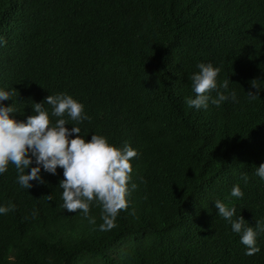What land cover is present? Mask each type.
I'll return each mask as SVG.
<instances>
[{
  "label": "trees",
  "instance_id": "16d2710c",
  "mask_svg": "<svg viewBox=\"0 0 264 264\" xmlns=\"http://www.w3.org/2000/svg\"><path fill=\"white\" fill-rule=\"evenodd\" d=\"M0 36V86L17 89L20 110L10 115L24 120L33 101L66 91L92 116L86 139L95 131L140 153L131 158L140 187L109 230L95 202V224L63 208L61 166L42 168L44 182L26 189L10 163L0 204L16 207L0 214V264H264V233L247 254L214 203L264 220L254 172L264 162V90L252 101L245 92L264 78V0H0ZM201 60L221 67L239 103L185 102ZM235 183L243 197L231 196Z\"/></svg>",
  "mask_w": 264,
  "mask_h": 264
},
{
  "label": "clouds",
  "instance_id": "9594fccd",
  "mask_svg": "<svg viewBox=\"0 0 264 264\" xmlns=\"http://www.w3.org/2000/svg\"><path fill=\"white\" fill-rule=\"evenodd\" d=\"M0 36V45L6 44ZM198 71L191 74V89L194 95L185 97L190 107L208 108L231 99L239 103L235 89H229V77L218 80L221 67L212 61H198ZM252 87L246 92L249 101L260 97L264 90V78H253ZM213 90L216 95H212ZM16 88L0 86V174L8 170L9 164L15 165L17 181L26 189L33 187L31 181L44 182L41 169L55 174L57 166L63 168L64 178L60 180L63 208L69 211L78 210L92 224L96 216L92 214L95 202L101 207L103 223L101 230H109L116 224V217L121 209H127L130 201L127 197L132 190L140 187L133 181V157L140 155L139 150L129 142L122 145L109 142L106 135L92 132L91 138L85 136L81 124L91 121L92 116L85 111L82 101L66 91L48 94L39 102L33 101V113L24 120H18L12 113L20 111L13 102ZM11 99L12 103L4 101ZM51 105V111L45 107ZM55 118V119H53ZM76 123H69V121ZM71 124V127H67ZM76 134V135H73ZM34 162V166L33 165ZM30 171H26L29 167ZM256 175L264 179V162L254 169ZM241 178L248 183L250 175L242 172ZM139 180L146 183L143 176ZM131 181V184L129 183ZM231 196L243 197L244 191L240 183L231 188ZM49 200L52 194L47 195ZM219 216L227 220L233 232L239 234L240 241L246 245V253L255 254L261 250L257 238L264 233V220H256L250 224L243 215H237L234 203L215 199ZM16 207L14 202L0 204V214L8 213ZM35 211L33 215H35Z\"/></svg>",
  "mask_w": 264,
  "mask_h": 264
}]
</instances>
